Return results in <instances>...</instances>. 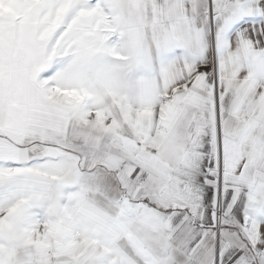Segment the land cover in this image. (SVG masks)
<instances>
[{"label": "snow or ice", "instance_id": "1", "mask_svg": "<svg viewBox=\"0 0 264 264\" xmlns=\"http://www.w3.org/2000/svg\"><path fill=\"white\" fill-rule=\"evenodd\" d=\"M0 264H264V0H0Z\"/></svg>", "mask_w": 264, "mask_h": 264}]
</instances>
